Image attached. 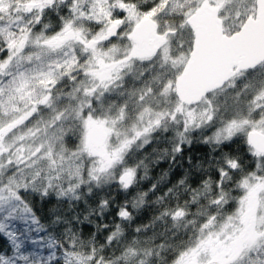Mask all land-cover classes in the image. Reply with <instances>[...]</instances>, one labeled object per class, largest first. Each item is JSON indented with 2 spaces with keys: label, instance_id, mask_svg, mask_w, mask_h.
Listing matches in <instances>:
<instances>
[{
  "label": "snow or ice",
  "instance_id": "obj_1",
  "mask_svg": "<svg viewBox=\"0 0 264 264\" xmlns=\"http://www.w3.org/2000/svg\"><path fill=\"white\" fill-rule=\"evenodd\" d=\"M0 264H264V0H0Z\"/></svg>",
  "mask_w": 264,
  "mask_h": 264
}]
</instances>
